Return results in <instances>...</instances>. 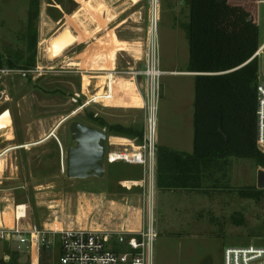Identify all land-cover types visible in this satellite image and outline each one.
Listing matches in <instances>:
<instances>
[{"label":"rangeland","instance_id":"obj_1","mask_svg":"<svg viewBox=\"0 0 264 264\" xmlns=\"http://www.w3.org/2000/svg\"><path fill=\"white\" fill-rule=\"evenodd\" d=\"M151 2L38 0L34 25L38 31L35 67L39 72L29 79L9 78L5 84L9 100L0 104V150L31 146L9 152L0 163V211L7 209L3 215L7 226L11 224L13 204H23L27 206L28 221L37 226L59 223L61 228L105 230L125 225L133 231L145 226L152 211L156 233L153 264H223V252L228 247H264V190L256 188L257 172L252 160L232 157L221 162L218 172L204 175L201 189L187 193L158 192L153 184L151 199L147 196L150 179L142 166L105 163L106 175L101 180L65 177L68 127L72 121L94 125L97 115L96 119L108 126L143 128L144 112L139 103L134 106L136 92L128 79L125 85L120 84L122 89L117 87V92H126V97L113 106L95 105L72 116L80 105L73 102V97L83 93L101 95L106 72L132 68L143 57ZM29 3L0 0V62L5 67L9 63L26 66ZM257 12L261 46L264 5H259ZM188 16L186 0H158L157 42L162 71L188 67ZM64 28L71 33L65 35L61 48L48 47V59L43 48ZM72 44L75 46L64 52ZM262 59L259 77L263 81ZM159 82L156 148L192 154L191 80L162 75ZM52 134L60 141L64 159ZM106 134L111 137L108 129ZM47 138L43 144L32 146ZM107 152H111L108 144ZM17 253V245L13 244L11 256Z\"/></svg>","mask_w":264,"mask_h":264},{"label":"trees","instance_id":"obj_2","mask_svg":"<svg viewBox=\"0 0 264 264\" xmlns=\"http://www.w3.org/2000/svg\"><path fill=\"white\" fill-rule=\"evenodd\" d=\"M187 1L188 71L195 74L193 152L156 148L155 186L161 191L199 190L204 175L232 157L250 159L264 170V153L257 145L259 60L253 59L260 44V0ZM37 16L38 0H30L26 66L9 63L7 67H35ZM0 67L5 66L0 62ZM93 124L107 128L111 136L142 139L143 129L108 126L96 118ZM9 257H0V264H15L16 257Z\"/></svg>","mask_w":264,"mask_h":264},{"label":"built area","instance_id":"obj_3","mask_svg":"<svg viewBox=\"0 0 264 264\" xmlns=\"http://www.w3.org/2000/svg\"><path fill=\"white\" fill-rule=\"evenodd\" d=\"M259 3L264 5V0H260ZM43 51L48 53L47 44ZM142 53L143 57L135 63L134 67L116 72L112 70L106 72V85L101 95H98L99 92L93 96L84 93L82 95L75 94L73 102L80 104L75 110L79 112L95 105L106 106L111 103L113 106V103L120 102L126 97V92L120 95V92H117V87L122 89L120 84L125 85L127 79L128 82H131L129 85L136 92L140 101L139 108L144 112L142 139L138 141L121 137L122 142H117L115 136H107V144L111 147V152H107L106 163L123 162L128 165L142 166L147 172V178L150 179L151 188L148 189L147 196L148 199H151L156 171V112L160 97L159 81L160 77L164 75L159 68L157 19L153 20L152 17ZM260 57L263 58L260 64L263 81L260 79L258 71L257 145L264 153V42L259 46L253 59L258 58L259 60ZM37 72H39L37 66L30 69L0 67V104H2V100L5 103L9 100V94L5 87L9 78L18 76L29 79L36 76ZM116 78H121V80H116ZM124 80L125 82H122ZM96 117L97 115H94V119ZM102 130L106 132L105 129ZM53 138L58 143L64 158L59 139L55 135ZM17 148L19 147L0 150V162L7 157L6 154L18 150ZM13 209L11 226L4 223L3 215L7 209L0 211V255L9 260L12 245L16 244L18 253L14 255L16 257L15 264H153V242L156 233L152 226V211L149 212L145 226L133 231L125 226L105 230L61 227L57 229L53 225L37 226L28 221L26 205L13 204ZM23 257L25 261L20 262L19 260H22ZM223 264H264V247L252 245L228 247L223 252Z\"/></svg>","mask_w":264,"mask_h":264},{"label":"water","instance_id":"obj_4","mask_svg":"<svg viewBox=\"0 0 264 264\" xmlns=\"http://www.w3.org/2000/svg\"><path fill=\"white\" fill-rule=\"evenodd\" d=\"M71 30L64 28L48 47L54 50L61 48L67 39L66 34ZM71 35V34H70ZM73 36V35H72ZM65 39V40H64ZM77 44V43H75ZM75 44L64 50L67 51ZM63 52V53H64ZM62 53V54H63ZM51 53H48V59ZM57 59V58H55ZM52 61V60H51ZM70 143L65 152V177L69 180H87L105 177V163L107 155V134L104 130L80 121L69 124ZM256 188L264 190V170L259 169L256 175Z\"/></svg>","mask_w":264,"mask_h":264},{"label":"crops","instance_id":"obj_5","mask_svg":"<svg viewBox=\"0 0 264 264\" xmlns=\"http://www.w3.org/2000/svg\"><path fill=\"white\" fill-rule=\"evenodd\" d=\"M187 1V0H186ZM188 2V1H187ZM189 5V4H188ZM189 17V16H188ZM189 23V22H188ZM187 34H188V31H187ZM163 73H164V75H169V76H176V77H183V78H187V79H189V80H191V85H192V95H191V103H192V107L194 108V77H195V74L194 73H190L189 71H188V67L186 66V68L185 69H183V70H169V71H162ZM100 84H105V83H100ZM100 86H103V85H100ZM129 95H134V94H129ZM134 96H136L135 98H136V101L135 102H137V104H135L134 106L135 107H137L138 106V98H137V95L135 94ZM132 97V96H131ZM132 100H134V99H131V101ZM134 102V101H133ZM139 107V106H138ZM127 108V107H126ZM129 108H132V106H130ZM74 115H76V111L73 113ZM59 128V127H58ZM54 135V134H53ZM53 135H52V137H53ZM115 141H117V142H122L121 140H120V138H118V137H116L115 138ZM44 142H46V141H44ZM43 142V143H44ZM43 143H41V144H43ZM38 146V145H37ZM159 147H161V146H159ZM21 148H25V146H23V147H19V148H17V149H21ZM179 152V151H178ZM188 154V153H187ZM64 159V158H63ZM228 160H230V159H228ZM222 166V165H221ZM256 167V166H255ZM218 170H220V168L219 169H212L211 170V173H215L216 171L218 172ZM259 170V168H256V172ZM213 174L211 175V177L213 176ZM216 178V177H215ZM219 178V177H218ZM204 181V180H203ZM215 181H217V179H215ZM202 185H203V182H202ZM202 187V186H201ZM157 189V188H156ZM157 191L158 192H161V190H158L157 189ZM180 191H182V190H180ZM184 192H189L188 190H183ZM169 192H176V191H169ZM53 225V227H55V228H60L61 226H60V224L59 223H54V224H52ZM122 227L123 226H125V225H121ZM121 226H118V227H111V229H117V228H121ZM127 228V227H126ZM91 229H94V228H91ZM97 230H101V229H97Z\"/></svg>","mask_w":264,"mask_h":264},{"label":"bare ground","instance_id":"obj_6","mask_svg":"<svg viewBox=\"0 0 264 264\" xmlns=\"http://www.w3.org/2000/svg\"><path fill=\"white\" fill-rule=\"evenodd\" d=\"M152 4V19L155 20L158 18V0H152L151 2ZM138 102H139V105H140V101H139V98H138ZM140 107V106H139ZM72 116H75L74 114H72ZM61 122V121H60ZM65 121H63L64 123ZM59 124V123H58ZM58 129V127L56 128ZM55 129V130H56ZM53 135V134H52ZM49 138L45 139L44 141H47ZM44 141H41L39 143H36V144H33L32 146H37V145H40L41 143H43ZM31 145H26L25 148L27 147H30ZM1 163V162H0ZM0 172L2 173V169H0ZM0 184L2 183V177H0ZM13 215H14V209L9 213V217H10V220H11V224H9L10 226L12 225V221H13ZM5 223V222H4ZM6 224V223H5Z\"/></svg>","mask_w":264,"mask_h":264},{"label":"flooded vegetation","instance_id":"obj_7","mask_svg":"<svg viewBox=\"0 0 264 264\" xmlns=\"http://www.w3.org/2000/svg\"><path fill=\"white\" fill-rule=\"evenodd\" d=\"M83 123V122H82ZM86 124V123H85ZM89 125H91V124H89ZM94 126V125H93ZM96 127V126H95ZM68 135H69V129H68ZM70 137V136H69Z\"/></svg>","mask_w":264,"mask_h":264}]
</instances>
